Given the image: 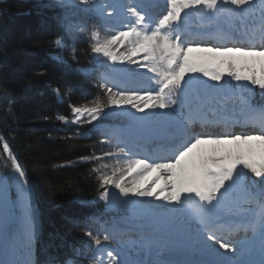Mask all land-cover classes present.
<instances>
[{"label":"snow or ice","instance_id":"obj_1","mask_svg":"<svg viewBox=\"0 0 264 264\" xmlns=\"http://www.w3.org/2000/svg\"><path fill=\"white\" fill-rule=\"evenodd\" d=\"M164 2L165 9L158 17L151 16L136 0L99 7L109 31L104 38L98 31L90 33L91 52L113 64L127 61L143 71L122 70L130 74L127 82L132 87L115 85L110 75L116 69L101 73L95 85L101 95L82 105H70L71 121L64 115H58L57 119L64 123L92 124L107 114L105 109L113 110L115 106L136 130L149 131L160 137L162 142L157 152L149 156L133 151L129 130L108 133L109 139L115 140L112 145L114 151L103 155L123 159L124 167L113 169L111 175L102 172L99 167L92 171L98 173L99 199L109 205L114 202L126 205L133 211L141 209L149 217L159 216L168 222L183 220L194 224L191 233L194 246L221 257L184 264H264V130L260 134L191 130L196 123L204 128L213 123H222L227 127L230 120L225 115V101L241 91L251 93L252 89L246 85L258 86L264 95V43L259 47L236 44L201 46L200 43L206 38H224L226 33L220 27L221 21L229 26L238 24L246 28L245 34L250 40L259 38L264 41V0ZM81 3L87 4L88 0H81ZM105 9H109L106 15ZM193 14L206 18L216 31L181 32V22L187 25ZM67 29L70 34L76 30L86 31L83 26L74 23L68 24ZM55 44L64 46L61 39H57ZM194 52L205 55H190ZM225 74L237 82L235 86L222 82ZM201 76L207 80L200 79ZM208 80L215 83L209 84ZM56 92L60 95L59 89ZM240 104L242 113L264 129V103L254 105L249 96L241 95ZM146 109L149 111L146 112ZM205 145L208 147H202ZM3 151L11 160L14 173L18 174L17 182L22 191H27L24 169L6 141ZM245 170L260 178L259 188L255 182H248ZM117 173L120 175L117 176ZM152 173L155 180L149 186H143L138 181H125V176ZM111 188L117 189L123 199H119ZM134 198H152L167 203L153 205L146 199ZM241 200L244 204L255 205L253 219L247 224H233L231 216L225 213L235 215L240 212ZM225 229H243L245 238L226 240L221 235ZM249 230L251 237L247 236ZM33 231L34 213L29 209L26 216L29 243ZM114 231L115 228L106 229L102 238L98 232L89 230L85 233L97 246H87L94 258L105 247L102 240L112 239ZM215 245L224 253L217 252ZM257 245L260 252L258 261L250 258ZM105 251L108 264H128L119 258L115 250L107 248ZM73 252L79 254V249L73 248ZM102 257L103 253L97 264H104ZM0 264L8 262L0 260ZM61 264H79V261L66 259Z\"/></svg>","mask_w":264,"mask_h":264},{"label":"trees","instance_id":"obj_2","mask_svg":"<svg viewBox=\"0 0 264 264\" xmlns=\"http://www.w3.org/2000/svg\"><path fill=\"white\" fill-rule=\"evenodd\" d=\"M61 4L62 0H0V164L6 172L12 169L3 151L6 141L25 170L39 214L34 264L66 259L89 264L94 257L87 246H97L85 233H99L90 217L104 215L98 173L92 169L111 175L124 166L103 155L113 149L96 132L78 137L57 119V114L70 116V105L101 95L97 82L78 70L92 64L90 32L102 36L92 14L80 12L75 19L86 31L73 33L75 52L67 62L51 57L54 40L64 35V24L71 19ZM246 86L252 92L243 93L254 105L264 103L258 86ZM54 89L60 90L61 101ZM245 174L259 188L260 178L247 170Z\"/></svg>","mask_w":264,"mask_h":264},{"label":"rangeland","instance_id":"obj_3","mask_svg":"<svg viewBox=\"0 0 264 264\" xmlns=\"http://www.w3.org/2000/svg\"><path fill=\"white\" fill-rule=\"evenodd\" d=\"M110 1H112V0H110ZM137 1L138 2H142V0H137ZM152 3H157L156 11L158 12L159 15L162 14L164 9H165L164 0H152ZM62 7H66L68 9L69 13H70V16L73 17V18H75L77 16L79 11L81 12V11H87V10H89L90 12H92L93 14L98 16L99 15V13H98L99 10L98 9H99V7H101V3H100V0H88L87 4H82L81 0H63ZM153 10H155L154 7H153ZM192 17H193L194 20H196V22L198 21V16L193 14ZM205 19L206 18L202 17L201 20H205ZM249 21H251V17L249 18ZM70 23L76 24V21L73 19V20L70 21ZM99 23L104 26L103 28L107 27L103 31L104 35H103L102 38H104L108 34V31H109L108 25H107L106 21H99ZM205 23L206 24L208 23L207 20L204 21V24ZM235 25H237V24H235ZM232 28L236 29V27L234 25H232ZM240 31L242 33H246L247 29L243 28ZM70 36L71 35H70V33H69L68 29H67V26H66L65 37L59 38V39L63 40L64 46L63 47H58L55 44V42H54V47H55L56 51H55V53H53L52 56L57 61L65 62L66 57H67L66 55H70V54L74 53L75 45H74L73 39ZM190 55L197 56V55H205V54L204 53H196V52H194V53H191ZM98 58H103V56H97L94 53L92 54V61L95 62V64H96ZM128 65H130L132 67L133 71H143L142 69H137V66L135 64L128 63ZM108 68H109L108 72H110L111 69H116V71L111 72V74L115 73V74H117L119 76L122 75V76H125V77H127L129 79V75L130 74L127 71H122V70H127V69H125V65L124 64L122 66L119 65L117 68H114L113 65H109ZM89 72H90V69H85V70L83 69L82 70V73L85 74V75L88 74ZM149 75H151V74H149ZM99 76L97 77L98 81H99ZM200 78H204L205 80H207V78L203 77V76H201ZM224 80H227L228 83L231 82V84L234 85V86L237 83V82H235L233 80L231 81V79H229L228 77L226 79L224 77ZM208 83L211 84V81L209 80ZM116 86L117 87H128V85L126 83H124V82L123 83H119ZM238 98L240 100V97H238ZM129 111H133L134 112L133 109H129ZM145 111L147 112L149 110L146 109ZM137 115L139 116V115H142V114L141 113H137ZM102 117H104V118L105 117L114 118L115 115H106L105 114V115H102ZM71 119H72V116L69 119V121H71ZM96 122L97 121H94L92 124H73L71 122L65 123V124L68 125L71 128V130L74 131L75 135H77V136L87 135L91 130L98 129L100 131V134L105 135L106 139H108L109 136L107 134L111 132L110 129H106V131H105L104 130L105 126H100ZM192 131L196 132L195 130H192ZM251 134H255V133H251ZM104 142L106 144H108V145H111V146L115 144V140H112V139L111 140H105ZM202 147H208V146L205 145V146H202ZM113 150H114V148H113ZM120 161H122V159H120ZM123 165H124V160H123ZM13 174H14L13 169L8 174H6L5 169L0 164V175L2 177H4L5 182L9 185L8 191H9V194H10V203L12 202V205L11 204L9 205L10 216H12V214L14 212H16V214L20 213V209H19V206H18V188H17V186L14 183ZM154 180H155V174L154 173L145 174V175H142V176H136L135 174H133L132 176H125V181L127 183H132L133 181H138L143 186H149ZM110 190L112 192H114L117 197L119 196V193H118L117 189L111 188ZM134 199H138V200L139 199H146V200L150 201V203L153 204V205H162V204H166L167 203V202H164L162 200H155V199H152V198H134ZM30 202H31V204L33 206L34 204L32 202L31 196H30ZM103 205L105 206L107 211L108 210L111 211L113 216L122 215V217L124 219H126V222L128 223V224H126V226H131L130 224L132 222H134L133 221L134 218L137 217V215L135 214L136 211H133L132 209H130L126 205H123V204H120V203H115V202L112 205H109L105 201H103ZM34 209L35 208L33 206V210L31 212L34 213V231H33L32 239H31L30 243H29V241L27 239V234L26 233H21V234L18 235L19 230L11 229L10 232H12L13 234H16V235L13 236V237H7L6 238V243H5L6 246H3L4 248H6V253L4 252V255H2V256H4V259H1V257H0V260H4V261L8 262V264H16V262H27V264H33V250L32 249H33V243H34V239H35V235H36L37 227H38L37 212ZM139 213L142 215V216H140V218H142V219L139 222V225L141 227H138V228L142 232L139 233L138 229H135L134 233H132L130 231L131 227H129L128 230H127V234H129L128 236H130V237H132V236L135 237L136 235H138L139 236L138 239H134V240L140 241V246L141 247H140V249H137L136 245H135V247L133 249H131L128 246V243L121 242L120 243V248L118 249L119 251H116L119 254V258L121 256H125L127 254H129V255H131V256H133L135 258V256L140 253L142 256H141V258H137V259L138 260H142L143 262H145V261L147 262L149 258L147 259V255H145V252H147V250H146V247H144V246H146L148 244V243L147 244L145 243V240H146V237H149V236H151V237L160 236L162 239H164L166 235H169V236H171L173 238L175 237L177 239H181L182 242H185L186 244H188V247L185 248L187 253L194 254L196 252V250H198L194 246V244L192 242V239H191L192 228L195 227L194 224L190 225V224L184 222L183 220H177L175 222H168L164 217L156 216V219H159L160 221L162 220L161 221L162 224L161 225H155L154 220H152V217H149L148 215H145L144 211L143 212H139ZM7 217H8V215H7ZM123 218H122V220H123ZM115 222H116V220L113 217H109L104 222H101V228H102V233L100 234L101 238L105 234V230L106 229L113 228L111 226H114ZM151 223H152L151 226L145 227V225H150ZM15 224L17 225V223H15ZM162 239H159V240H162ZM118 241H119V237L112 236V239H110L107 242H112V243L115 242V244H116ZM136 244L138 245V243H136ZM166 244H170V242L164 243L162 245H156L155 243H152V245H156L159 248H164L165 247L164 250H167V253H168L167 255H168L169 258H170V255L173 254L176 257H178L180 255L179 259L181 258V259L184 260L183 254H185V253H183V251H181V250H173V249H180V248L184 249L185 246H178L177 244H173L172 246L171 245L165 246ZM215 246H216V248L218 250L217 252H219V253L220 252L221 253L224 252L223 249H219L218 245H215ZM108 248L112 249L111 247H108ZM105 249L106 248L100 250V254L96 257V263L95 264H97V260L101 258V253H103V257H102L103 261L105 260V257L107 256ZM121 250L124 252V254L121 253ZM149 251H150L149 254L151 255V257H154L156 254L159 253L158 249L155 248V247H151ZM162 254L166 256V254H164V253H162ZM189 256H191V255H189ZM104 264H106V263H104Z\"/></svg>","mask_w":264,"mask_h":264},{"label":"bare ground","instance_id":"obj_4","mask_svg":"<svg viewBox=\"0 0 264 264\" xmlns=\"http://www.w3.org/2000/svg\"><path fill=\"white\" fill-rule=\"evenodd\" d=\"M125 1L126 0H116L117 3H127ZM234 36L237 38V37H239V34L234 32ZM113 65L115 67H117L119 65V62H116ZM225 102H228V104H229L230 100H226ZM117 111H119V109L117 110V109L113 108V112H117ZM242 122L243 121H236L235 123L241 124ZM17 175L18 174H15V173L13 174V180H14L15 185L18 188V206L20 209V213L19 214L14 213V214H12V216H10L9 210H8V206L10 204L12 205V202L10 203L9 193H8L9 185L4 181L3 177L0 175V248H1L0 249V257H1V259H4V256H2V255H4V252L6 253V248L3 247V246H6L5 245L6 238L7 237H13L16 235V234H13L12 232H10L11 229L19 230L18 235L21 233H26V216L29 213V209L31 211L33 210V206L30 202L29 184H28L27 191H22L20 183L17 182ZM118 198L123 199L122 197H119V196H118ZM135 211H136L135 214L137 215L136 218H138L139 216H142L139 213V212H143L141 209H136ZM7 215H8V217H7ZM152 220H154L155 225H161L162 224V222H161L162 220L160 221L159 219H156V216L152 217ZM15 223H17V225ZM149 253H150V251H149ZM183 253H185V252H183ZM179 256L176 257L172 254V255H170V260L175 261L176 264H184V262H194V258L192 256H189L186 253L183 254L184 260L181 258L179 259Z\"/></svg>","mask_w":264,"mask_h":264}]
</instances>
